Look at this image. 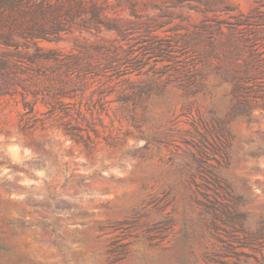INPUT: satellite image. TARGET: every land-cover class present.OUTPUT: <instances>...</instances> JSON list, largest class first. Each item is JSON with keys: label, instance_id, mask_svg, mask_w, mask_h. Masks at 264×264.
Here are the masks:
<instances>
[{"label": "rangeland", "instance_id": "374dc122", "mask_svg": "<svg viewBox=\"0 0 264 264\" xmlns=\"http://www.w3.org/2000/svg\"><path fill=\"white\" fill-rule=\"evenodd\" d=\"M0 264H264V0L0 4Z\"/></svg>", "mask_w": 264, "mask_h": 264}, {"label": "trees", "instance_id": "16d2710c", "mask_svg": "<svg viewBox=\"0 0 264 264\" xmlns=\"http://www.w3.org/2000/svg\"><path fill=\"white\" fill-rule=\"evenodd\" d=\"M8 0H0V4L7 3Z\"/></svg>", "mask_w": 264, "mask_h": 264}]
</instances>
